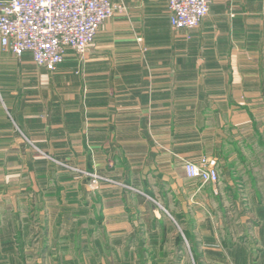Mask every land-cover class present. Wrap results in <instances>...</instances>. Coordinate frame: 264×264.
Returning <instances> with one entry per match:
<instances>
[{"label": "crops", "instance_id": "1", "mask_svg": "<svg viewBox=\"0 0 264 264\" xmlns=\"http://www.w3.org/2000/svg\"><path fill=\"white\" fill-rule=\"evenodd\" d=\"M111 1L86 62L0 44V264H264V0L188 32L167 0ZM203 156L216 188L186 175Z\"/></svg>", "mask_w": 264, "mask_h": 264}, {"label": "built area", "instance_id": "2", "mask_svg": "<svg viewBox=\"0 0 264 264\" xmlns=\"http://www.w3.org/2000/svg\"><path fill=\"white\" fill-rule=\"evenodd\" d=\"M214 2L167 0L172 28L177 32L199 28ZM122 10L123 6L111 0H0V44L4 51H11L18 58L31 52L37 66L54 72L69 52L86 62L102 25ZM184 167L187 177L201 185L216 188L219 183L215 158L187 160ZM97 177L93 174L94 181Z\"/></svg>", "mask_w": 264, "mask_h": 264}, {"label": "rangeland", "instance_id": "3", "mask_svg": "<svg viewBox=\"0 0 264 264\" xmlns=\"http://www.w3.org/2000/svg\"><path fill=\"white\" fill-rule=\"evenodd\" d=\"M93 174H97V175H98L97 178H99V179H97L96 181H94L95 178H93ZM88 175L91 176V186H92V187L98 188L102 183H115V184H118V185L122 186L123 188H125V189L128 190L129 192H134V191L131 189V187H134V186H131L130 184H127V183H125V182L113 181V180H111L110 178H108V177L104 176L103 174L98 173V172H96V171H94V172H89ZM101 178H106V179H108V180L105 181V182H101V181H100ZM134 188H135V189H138V190H139V191H137L138 193H140L141 195H144L145 197L148 198V200H151L152 202H154L160 210H162L164 213H166V215H168V213H167L166 211L169 212V210H167V208L164 206V204H163L160 200L155 199V198H152V197L150 198V197H148V196H147L142 190H140L139 188H136V187H134ZM5 194H8V192H6ZM2 198H3V196H2V194H0V200H1ZM7 200H8V199H7ZM170 214H171V213H170ZM168 216H169V215H168ZM172 217H173V216L171 215V218H172ZM187 242H188V240H187ZM181 245H182V247H183V245H184V247H185V249H183V250L185 251V254L190 255V258H192L190 245H188V244L186 243L185 240L183 241V243H182ZM181 250H182V248H181Z\"/></svg>", "mask_w": 264, "mask_h": 264}, {"label": "trees", "instance_id": "4", "mask_svg": "<svg viewBox=\"0 0 264 264\" xmlns=\"http://www.w3.org/2000/svg\"><path fill=\"white\" fill-rule=\"evenodd\" d=\"M181 240H183V239H182V237H181V236H179V242H181Z\"/></svg>", "mask_w": 264, "mask_h": 264}]
</instances>
